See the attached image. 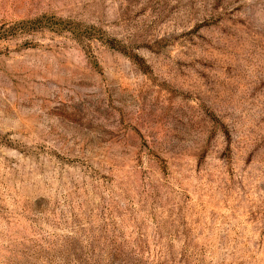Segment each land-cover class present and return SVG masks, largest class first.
I'll use <instances>...</instances> for the list:
<instances>
[{
  "label": "rangeland",
  "instance_id": "1",
  "mask_svg": "<svg viewBox=\"0 0 264 264\" xmlns=\"http://www.w3.org/2000/svg\"><path fill=\"white\" fill-rule=\"evenodd\" d=\"M0 264H264V0H0Z\"/></svg>",
  "mask_w": 264,
  "mask_h": 264
},
{
  "label": "trees",
  "instance_id": "2",
  "mask_svg": "<svg viewBox=\"0 0 264 264\" xmlns=\"http://www.w3.org/2000/svg\"><path fill=\"white\" fill-rule=\"evenodd\" d=\"M37 23H40L39 20H34V21H33V24L36 25ZM39 26H41V25H39Z\"/></svg>",
  "mask_w": 264,
  "mask_h": 264
}]
</instances>
